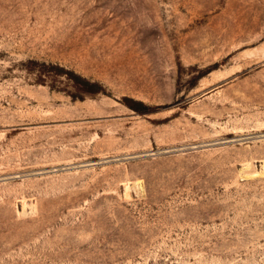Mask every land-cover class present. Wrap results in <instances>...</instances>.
Returning a JSON list of instances; mask_svg holds the SVG:
<instances>
[{"label":"rangeland","instance_id":"obj_1","mask_svg":"<svg viewBox=\"0 0 264 264\" xmlns=\"http://www.w3.org/2000/svg\"><path fill=\"white\" fill-rule=\"evenodd\" d=\"M0 264H264V0H0Z\"/></svg>","mask_w":264,"mask_h":264}]
</instances>
